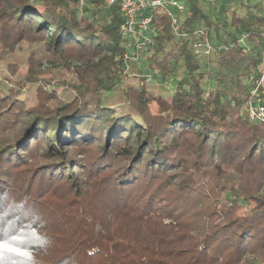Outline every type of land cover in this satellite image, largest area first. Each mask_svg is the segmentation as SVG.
Masks as SVG:
<instances>
[{
	"label": "trees",
	"instance_id": "1",
	"mask_svg": "<svg viewBox=\"0 0 264 264\" xmlns=\"http://www.w3.org/2000/svg\"><path fill=\"white\" fill-rule=\"evenodd\" d=\"M90 2L88 18L76 0H0V59L36 46L18 60L28 78L0 82V264H264V123L244 109L264 1L229 10L226 37L184 0L179 33L202 28L214 48L202 59L154 13L136 84L119 75L118 6L99 25Z\"/></svg>",
	"mask_w": 264,
	"mask_h": 264
},
{
	"label": "built area",
	"instance_id": "2",
	"mask_svg": "<svg viewBox=\"0 0 264 264\" xmlns=\"http://www.w3.org/2000/svg\"><path fill=\"white\" fill-rule=\"evenodd\" d=\"M77 9L81 13L83 7L93 5L90 0H76ZM264 1V0H263ZM114 5L118 6V13L121 18L119 35L123 46V65L119 75L123 80L130 77H139L138 72H132L140 68L141 63L148 58L149 49L154 45V36L157 29L153 23V14L165 16L170 23V29L176 37H184L189 49L194 52L197 58H206L213 51L212 44L202 28L193 31V40L179 33L180 19L186 12L184 0H102L101 14ZM244 43V37L239 39ZM150 72L144 73L147 81L154 79ZM246 114L251 121L264 123V53L261 55L257 65L256 76L248 79L247 100L244 105Z\"/></svg>",
	"mask_w": 264,
	"mask_h": 264
},
{
	"label": "rangeland",
	"instance_id": "3",
	"mask_svg": "<svg viewBox=\"0 0 264 264\" xmlns=\"http://www.w3.org/2000/svg\"><path fill=\"white\" fill-rule=\"evenodd\" d=\"M203 3L205 4L206 8V14L208 17L214 21L221 22V27L222 23L226 24V26L220 28L219 31H222L226 34V37L229 33H233V30L229 26V10L231 9H236V10H241L244 12L243 7H247L248 3H250V0H212L208 2V0H203ZM260 8H259V14H264V4L259 3ZM94 8V7H93ZM76 13L79 14L78 9L75 8ZM94 12V9L90 7V5H87L83 7V11L80 13V15H83L84 17L91 18L92 14ZM107 14V13H106ZM104 13V16L100 13L99 19L96 21L99 25L105 24L108 22V16H106ZM43 45V44H42ZM36 46H30L27 42H21L19 45H16L14 48V51L12 54H6L2 59H0V82L4 83L7 86H11L14 84L15 81H18V83L21 82L22 78H28L27 75V67L25 65H22L21 63H18L19 59L26 58L29 53L34 49ZM40 47V46H39ZM202 63V68L203 70L208 72V77H207V84L204 83L205 89H207V85H214V81L216 79V68L214 64L211 62L209 65H207L206 62L201 60ZM16 65L17 69L14 74L11 73V69L13 65ZM241 68H237V70L240 71ZM132 72H138L136 70V66L133 67ZM235 71L232 72V75H234ZM42 75L39 76V79H44V80H51L53 83L59 81V72H58V67L57 66H50L48 64L44 65L43 68L41 69ZM138 78L137 77H130L124 80L126 83H133L136 84L138 83ZM124 82V83H125ZM50 86H47V91L50 90H55V91H60L62 89V85L60 83H54ZM151 85H154V82L151 83ZM167 86V85H166ZM155 94L158 95H166V97L169 95V91H165L162 88H154ZM168 94V95H167ZM168 98V97H167ZM151 105H155V102H150ZM156 106V105H155ZM57 227H60V225L57 224ZM121 229V228H120ZM119 229V231H120ZM128 228L125 226V230L123 229V232L127 231ZM122 231V229H121ZM35 262L37 260H34Z\"/></svg>",
	"mask_w": 264,
	"mask_h": 264
}]
</instances>
